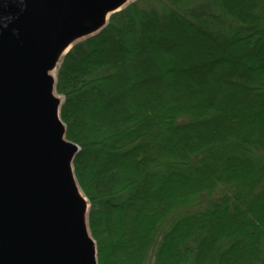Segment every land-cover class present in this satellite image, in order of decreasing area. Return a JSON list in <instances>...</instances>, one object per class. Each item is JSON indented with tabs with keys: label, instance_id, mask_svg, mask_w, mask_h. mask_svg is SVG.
I'll list each match as a JSON object with an SVG mask.
<instances>
[{
	"label": "trees",
	"instance_id": "16d2710c",
	"mask_svg": "<svg viewBox=\"0 0 264 264\" xmlns=\"http://www.w3.org/2000/svg\"><path fill=\"white\" fill-rule=\"evenodd\" d=\"M57 92L99 264H264V0H136Z\"/></svg>",
	"mask_w": 264,
	"mask_h": 264
},
{
	"label": "water",
	"instance_id": "95a60500",
	"mask_svg": "<svg viewBox=\"0 0 264 264\" xmlns=\"http://www.w3.org/2000/svg\"><path fill=\"white\" fill-rule=\"evenodd\" d=\"M135 1L0 0V264H99L57 72Z\"/></svg>",
	"mask_w": 264,
	"mask_h": 264
},
{
	"label": "clouds",
	"instance_id": "9594fccd",
	"mask_svg": "<svg viewBox=\"0 0 264 264\" xmlns=\"http://www.w3.org/2000/svg\"><path fill=\"white\" fill-rule=\"evenodd\" d=\"M12 6L19 7L21 10H23V8L25 7V4L23 3V0H21L19 4H16L15 0H10V2H6L4 4L5 10H8ZM4 19L7 21H10L11 19H13V16L11 14H7L4 16ZM5 27H7V24H5Z\"/></svg>",
	"mask_w": 264,
	"mask_h": 264
}]
</instances>
